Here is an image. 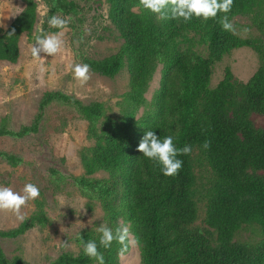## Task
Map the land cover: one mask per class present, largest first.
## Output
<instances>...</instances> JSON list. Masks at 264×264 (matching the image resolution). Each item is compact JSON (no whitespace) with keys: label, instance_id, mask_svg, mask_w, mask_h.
Wrapping results in <instances>:
<instances>
[{"label":"trees","instance_id":"16d2710c","mask_svg":"<svg viewBox=\"0 0 264 264\" xmlns=\"http://www.w3.org/2000/svg\"><path fill=\"white\" fill-rule=\"evenodd\" d=\"M107 17L122 39L119 50L103 59H87L91 70L113 77L126 68L129 74L127 107L118 119L102 117V104L81 100L59 91L42 95L33 121L18 130L0 120L2 136L22 137L36 133L44 109L53 101L73 106L89 121L94 142L81 153L84 174L77 180L92 191L105 209L108 227L115 230L117 218L129 223L139 246L140 264H264V241H234L236 232L247 224H257L264 232V127L250 120L253 112L264 114V43L224 31L217 20L193 18L185 23L160 19L140 5L139 0H105ZM24 7L7 27L0 26V61L16 62L19 38L29 36L36 22V2L23 0ZM75 3L54 0L52 10L73 11ZM219 15H223L222 13ZM234 17L252 16L264 23V0H234ZM261 16L262 21L257 17ZM14 30L13 35L8 33ZM197 37V39H196ZM196 40L206 46L199 53ZM252 48L260 65L246 82L233 79L229 68L214 86L209 85L212 67L230 50ZM157 63H162L160 84L149 102L144 93ZM147 104L150 111L143 120L136 109ZM147 130L163 139L172 136L178 148L191 145L190 155L179 156L183 166L178 175L165 176L159 165L144 157L138 145ZM211 146L205 150V140ZM197 150L212 170L204 192L202 230L194 225L198 217L192 153ZM5 157L15 162L13 154ZM252 170V171H250ZM107 172L98 178L94 173ZM45 217L34 214L18 226L1 230L0 238H15ZM101 235L84 232L78 238L94 240L105 264H119L121 245L113 241L108 249L99 245ZM84 254L62 253L48 264H91ZM0 264H22L8 260L0 246Z\"/></svg>","mask_w":264,"mask_h":264},{"label":"rangeland","instance_id":"374dc122","mask_svg":"<svg viewBox=\"0 0 264 264\" xmlns=\"http://www.w3.org/2000/svg\"><path fill=\"white\" fill-rule=\"evenodd\" d=\"M34 1L37 5L36 22L29 36H20L16 62L0 61V120L6 117L7 126L13 130L30 124L46 91H59L85 104L100 102L103 113L97 125L105 117H122L128 105L125 94L129 88V74L126 68L113 77L91 70V78L83 86L74 79L70 68V65L84 64L85 58L103 59L119 50L122 39L107 17L106 1L67 0L75 3L70 13L52 10L54 0ZM23 7V0H0V26L7 27ZM52 15L68 21L63 30L64 51L55 56L41 53L44 60L35 59L30 51L35 35L40 31L49 34L61 31L47 23ZM257 19L263 20L261 16ZM232 22L239 36L257 38L264 43V23L242 15L234 17ZM245 28L249 31L244 32ZM193 45L199 53H206L204 44L194 40ZM260 62L252 48H234L213 64L209 85L214 87L223 78L226 68L231 70L234 80L246 82ZM161 69L162 63H157L144 93L146 102L159 88ZM149 111L150 107L144 103L136 109L135 118L143 120ZM250 120L256 128L264 127L263 113H251ZM88 127L89 121L73 106L53 101L44 109L36 133L0 138V186L20 192L26 183L35 184L40 189V196L29 201L21 212L25 220L36 213L46 219L44 223L35 221L15 238H0V246L8 260L18 259L22 264H48L62 253H79L83 247L78 238L84 232L98 236L101 234L97 228L101 224L108 226L101 201L77 180L84 174L81 153L94 142ZM5 154H13L18 160L12 162ZM192 163L198 205L194 225L202 230L206 227L204 192L213 174L197 150L192 153ZM255 172L264 174V170ZM92 176L106 178L108 173L98 171ZM20 223L14 213L0 211L1 230L14 228ZM124 224L129 226L121 217L117 218L118 227ZM234 241L260 243L264 241V232L257 224L243 225L236 232ZM64 243L68 246L65 247ZM117 260L119 264H140L137 242L135 246L129 245L122 256L119 251Z\"/></svg>","mask_w":264,"mask_h":264},{"label":"clouds","instance_id":"9594fccd","mask_svg":"<svg viewBox=\"0 0 264 264\" xmlns=\"http://www.w3.org/2000/svg\"><path fill=\"white\" fill-rule=\"evenodd\" d=\"M140 5L144 9L158 14L160 19H176L182 20L185 23L191 22L195 17L207 21L209 19L217 20L222 29L233 34H237V30L233 22L229 19L228 13L231 12L234 0H139ZM223 15H219V14ZM47 23L53 27L60 29L56 33H45L40 31L35 35V43L31 46V55L38 60H44L41 53L49 56H55L64 51L65 41L63 39L64 32L67 28L68 21L57 15H52ZM248 32L249 29H243ZM14 30L8 35H13ZM74 79L79 81L83 86L91 78V66L89 64H74L70 65ZM211 146L210 140H205L202 147L208 150ZM144 157L153 161L154 164L160 166L162 174L165 176H175L179 174L183 166V161L179 156L190 155L192 152L191 145H184L178 148L174 143L172 136H166L161 139L155 131L147 130L143 135L138 149ZM40 196V189L33 183H26L20 192L14 191L11 187L0 186V211L14 213L16 219L23 222L25 215L22 214V207L26 206L31 200H35ZM101 234L99 245L105 249L112 246L113 241L118 242L122 247L120 255L127 251L129 245L135 246L136 240L130 232V227L127 224L118 227L115 232L106 224H101L97 228ZM84 254L97 264H105V258L99 251L97 242L89 240L83 241ZM67 247V243H64Z\"/></svg>","mask_w":264,"mask_h":264}]
</instances>
